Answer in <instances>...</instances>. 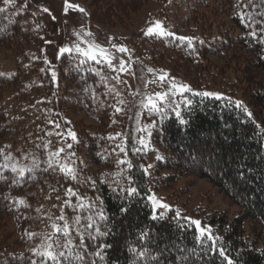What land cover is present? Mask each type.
Returning a JSON list of instances; mask_svg holds the SVG:
<instances>
[{
  "label": "trees",
  "instance_id": "1",
  "mask_svg": "<svg viewBox=\"0 0 264 264\" xmlns=\"http://www.w3.org/2000/svg\"><path fill=\"white\" fill-rule=\"evenodd\" d=\"M147 1L69 0L70 3L86 10L91 25L103 26L106 29L133 24L135 14ZM156 1L162 9L171 3H192L187 20L194 26L189 27L187 36L195 39V52H190L186 45L177 47L178 42L174 43L170 38L165 40L144 36L142 41L149 44L148 51L152 59L166 64L172 74H180L190 86H198L203 82L204 75L207 83L218 84L225 81L227 88L222 94L242 101L252 113V118L248 119L238 110L227 107L223 101L203 99L201 103L202 98L187 93L188 98L192 100L193 109L190 114H186L190 126L186 130L178 131L180 126L169 109V118L163 124L165 135L161 137L154 132L150 145L156 154L165 159H156L147 175L143 174L139 165L146 167L151 151L133 156L130 150L132 140L129 136L126 150L135 165L134 178L142 195L137 198L139 202L133 203L130 211L121 216L119 208L125 206V202L114 198L109 187H116L112 174L119 171L117 160L123 158L124 153L117 155L112 151L115 145L120 143L119 140L101 139L109 134H123L112 119L115 110L111 105L116 103V99L111 95L105 96L106 89L99 83V77L82 69L77 70L74 65L78 61L67 55L59 60L55 59L57 80L53 83L49 64L43 63V52L40 48L45 41L57 38L56 19L52 18L51 13L41 11L32 0H14V3L8 5H5L4 0H0V8L5 9L0 11V53H10L15 63L12 71H0V150L5 154L10 153L12 163L18 167L31 168L34 159L42 162L40 169L34 173H26V177L34 175V179L25 178L14 187L10 185L16 174L10 170L3 172L8 179L0 180V264H31L33 257L30 250L39 248L43 243L36 239L42 228L40 208L43 199L46 194L52 197L53 204L49 209L57 218L61 214L64 200L68 198L64 194L70 186L82 196H101L107 212L114 214V219L109 222L112 234L106 239L112 248L104 253L105 259H96L88 255L95 253V242L86 240L87 253H83V264H93L94 259L96 264H133L136 258L128 251V247L137 246V236L142 228L155 229L154 243L148 245L153 249V255L159 256L160 251L167 247L170 250L164 251L160 257L163 264H181L177 258L188 253L177 249H182L185 245L189 249L194 247L193 233L185 232L183 239H180L181 232L175 227L172 219L177 210L171 208L164 222H152L149 220L148 208L143 205L148 203L146 197L152 188L169 186L174 184L178 177L183 176L206 180L221 197L236 207L233 213L217 207L201 208L198 212L202 225H211L213 233L223 238L222 243L229 247L231 257H238V264H264V243H260L255 227L258 223L264 225V151L261 150L264 145V52L261 51L260 45H254L244 39L250 29H246L238 18L240 8L237 4L240 0ZM243 3H247V0H242L241 7ZM260 8L264 10V5ZM200 40L205 43L201 45ZM31 49L36 50V58L30 61L28 52ZM212 55L219 58L221 63L213 61ZM96 67L106 68L99 65ZM42 69L44 71H41ZM34 74H38L36 81H33ZM89 85L98 97L96 103H93L92 90L85 92ZM238 88L241 91L240 96L237 94ZM7 89L11 90L16 100L22 103L27 100L32 105L42 106L47 110L29 112L22 106L19 119L12 120L4 103V92ZM101 103L103 107L100 106ZM181 110L183 111V105ZM72 114L78 115L75 127L78 143L72 142L73 147L83 150L80 163L75 166L80 183L66 179L58 168L43 171L42 169L47 167V164L43 163L47 160L44 147L35 146L30 164L24 165L17 161L27 149L30 139L44 134L50 125L47 117L50 119V115L55 116L64 122L72 120L68 118ZM85 119L89 121L86 122ZM147 119L152 123L157 117L147 115ZM225 124L228 127H225ZM209 143L220 156L234 159L244 155L246 164L252 169L248 173V182L237 186L233 181L231 165L222 164L213 170L207 165L197 166L189 161L190 151L205 147ZM0 163H3L2 156ZM103 174H107L106 184L100 183ZM88 178L96 181L95 190L86 182ZM14 198L22 199L28 206L10 205L9 201ZM72 202H76L75 197ZM64 212L70 223L71 218L77 215V212L67 207ZM80 214L87 215L86 212ZM180 214L187 217L184 213ZM9 225L11 229H8ZM26 231L37 235L28 237L25 235ZM51 231L52 227L49 228V233ZM73 237L74 243L78 245L79 238L75 237V233ZM21 255L23 260L20 259ZM191 260H196V256H191ZM206 260L211 264H227L218 254L215 257H207ZM198 264H205V260L198 261Z\"/></svg>",
  "mask_w": 264,
  "mask_h": 264
},
{
  "label": "snow or ice",
  "instance_id": "2",
  "mask_svg": "<svg viewBox=\"0 0 264 264\" xmlns=\"http://www.w3.org/2000/svg\"><path fill=\"white\" fill-rule=\"evenodd\" d=\"M5 5L14 3V0H4ZM242 0L238 2L237 7L240 8L238 13V18L240 23L244 25L247 31L244 39L246 42H251L254 45H260L261 51L264 52V10H261L260 6L264 5V0H247V3H243L241 7ZM27 4L24 5L26 10ZM69 9L78 11L87 16L86 10L76 4L70 3L69 0H64V14L67 15ZM4 8H0V11H4ZM41 11L50 14V9L41 6ZM35 15V13H33ZM55 19V17H52ZM67 24V21L64 22ZM39 27V26H37ZM75 37L74 40L60 46L57 52V60L61 59L63 56L68 57L78 61L74 67L77 70H83L85 72H91L94 76L99 77V83L103 84L106 91L105 96H113L116 99V103L111 105L116 113H121L124 111L122 105L132 104L133 107L128 108L129 118L135 119L137 124L136 128L133 129L131 133V153L133 156L139 154H145L153 149L150 147L151 139L153 133H158L163 137L166 130L163 128L164 121L169 118V109L171 113L174 114L175 121L180 126L178 131L186 130L190 126V121L186 118V114H190L193 109L191 108L192 100L185 95V93H191L193 96L203 99H212L215 101H223L224 105L234 110H238L246 118L251 119L252 113L243 104L242 101L233 100L231 97L224 96L222 93L209 92V91H193L191 87L187 84L177 83L175 78H169L168 75L161 74L156 77L161 84L167 83V92H155L152 94L145 95L140 103V110L136 111L134 116L133 108L135 106L134 101H125L120 98V92L118 91L116 85L127 84L126 80H121L120 75L122 73H129L131 69V53L126 45L116 44L112 42V38L109 37V45L104 46L95 42L93 33L83 24L79 25L78 29H74L72 32ZM143 35L145 37H159L162 39H171L172 42H178L177 47L187 46L190 52H195V39L190 36H180L169 30H167L162 21L156 20L149 24L144 30ZM45 43H51V41H45ZM199 43L202 45L205 43L204 40H200ZM114 50V51H113ZM114 53L124 54L129 57V61L126 62L123 56L119 57V63H114L117 59ZM45 63L51 64L50 61L45 57ZM88 65V67H85ZM96 65L106 66L115 75L112 79L115 81V85L109 84L107 78L104 76L102 67L97 68ZM41 71H44L42 69ZM51 72V77L53 83L57 80V74L54 70L49 68ZM149 72L154 70L149 68ZM2 75V74H0ZM156 80L146 81L145 87L149 83H155ZM92 90L93 103H96L98 97L91 85L85 89L87 93ZM131 95L135 97L138 95L137 92H132ZM176 97H180V101L176 100ZM171 98V99H169ZM181 105H183V111L181 110ZM101 107L104 105L101 103ZM146 112L149 117L155 116L151 124H143L140 121L141 113ZM59 115V114H57ZM66 124H70V121H64ZM115 123V121H113ZM49 124H52L54 129H61V124L58 120H49ZM225 127H228L225 124ZM259 128V125H257ZM137 133L139 135H137ZM52 132L46 133V135H52ZM55 135L60 137L62 142H65L64 147L58 148L55 152H48V158L43 163L47 164V167L42 169L43 171H48L49 169H59V172L64 175V177L71 181H76L80 183L78 178V170L73 165L75 160V153L68 151L64 157L65 162L61 163V153L65 152V148L72 149L73 143H78L76 133L68 128L67 130L56 131ZM71 139L73 143H66L68 139ZM128 133H116L115 135L109 134L107 137H101V139H107L109 141L119 140L112 149L113 153L119 155V153H124L123 158L117 160V167L119 171L112 174L113 182L116 187H109V191L114 194V198L124 201L125 206L119 208V214L124 216L127 214L133 203H138V197H141L140 186L137 184L135 176V165L128 156L127 145H128ZM227 139V138H225ZM251 139V137H248ZM264 139V137H262ZM182 146V145H181ZM44 148H48V144L44 145ZM119 149V152H117ZM261 150L264 151V145L261 146ZM99 156L100 154L97 153ZM0 156L3 157V163H0V180H7L8 178L3 175L5 170H10L13 174H16L12 178V184L10 187H14L17 184L23 182L25 178L34 179L33 176L26 177V173H34L37 169H40L41 161L34 159L33 166L31 168L18 167L16 164L12 163L11 154H5L3 150H0ZM107 158L106 156L104 157ZM189 161L197 166L207 165L209 168L219 167L220 165H231L233 167V181L239 186L240 184L246 183L249 180L248 173L252 169L246 164L244 160V155H239L237 157L229 158L226 156H220L217 154L215 148L211 144H207L205 147L193 149L189 152ZM156 159L158 161L165 159L161 155L157 154ZM123 165L124 167H120ZM152 165L145 167L144 165H139L144 175L148 174V169ZM107 174H103L100 180L101 184L108 183L106 179ZM90 184L91 189L95 190L97 183L95 180L88 178L86 181ZM67 199L64 200L61 206V214L56 218V221H63L62 224L53 221L51 227L52 231L46 236L45 241L39 246V248L31 249L32 259L31 264H83L84 255L87 253L86 240L95 242L96 251L95 253H88V255L94 256L96 259H105L104 253L106 250L111 249L112 245L106 242L107 237L112 234V226L110 225V220L114 219V214H109L104 207V200L101 196L96 197H86L80 195L79 191L73 187H69L65 194ZM76 198V202H72V198ZM60 199V197H57ZM148 203L143 206L148 208L150 213L149 220L152 222H164L167 219L168 213L171 211L170 205L162 202L155 194L148 195L146 197ZM9 204H19L27 207L28 205L22 199L14 198L9 201ZM77 212V215L71 218V223L69 218L65 215L64 208ZM87 213V215H81L80 213ZM175 223V227L181 232L180 239H183V234L185 232H192L195 246L189 249L187 245L184 248H178V251L186 252L188 255H182L178 257L181 264H198V261L205 260V264H211L207 261V257H215L217 254L222 259L226 261L227 264H238V257H231L229 247L222 243L223 238L219 235L213 233L211 225H202V222L198 219H192L190 217L181 216L180 212L177 210L175 217L172 218ZM154 228H142L137 236V246L129 245L128 251L136 258L133 264H163L160 257L163 256L164 251H169V248H165L160 251L159 256L153 255V249L148 247L149 244L154 243L153 233ZM73 233L75 237L79 238V244L74 243ZM28 237H33L37 234L25 232ZM158 235V234H157ZM175 247V245H172ZM195 255L196 260H191V256ZM21 260L24 257L21 255ZM96 259L93 260V264H96Z\"/></svg>",
  "mask_w": 264,
  "mask_h": 264
},
{
  "label": "rangeland",
  "instance_id": "3",
  "mask_svg": "<svg viewBox=\"0 0 264 264\" xmlns=\"http://www.w3.org/2000/svg\"><path fill=\"white\" fill-rule=\"evenodd\" d=\"M32 2L37 6L40 5V7L44 5L49 6L52 12L57 14L55 31L57 32L58 36L55 40L51 41V43H45L40 48L43 52V63H45V57H47V60L51 62L49 68L54 71L56 70L55 59L57 57L58 48L75 39L72 32L74 29H78L81 23H83L91 31V33H93L95 42L98 44L110 46L109 37H111L113 43L126 45L131 53V69L129 73H122L120 75V79L122 81L126 80L127 84L122 83L116 85V87L121 94V99L129 102H135L132 113L133 116L136 111L140 110L139 106L145 95L155 92H167L168 84H161L159 80H156V77L158 75L166 73L169 78H175L177 83H183L190 86L188 81L180 74H172L166 64L164 65L153 60L151 53L148 51L149 44L147 42L144 43L142 40L144 37V30L149 24L156 20L162 21L167 30L180 36H187L190 31L189 27L191 25V27L194 26L191 21L188 22L187 20L188 14L192 10L191 2L190 4L184 2L171 3L166 8L162 9L161 5L156 0H148L135 14L133 24H130L127 27H112L110 29H106L103 26H96L95 24H92L93 26H95L92 27L91 22L88 20L87 16H83V14L79 13L78 11H71V13L68 12V14L65 15L64 0H62V5L54 3L52 0H32ZM71 19H74L75 23ZM65 21H67V23L70 25L69 29L67 28V24L64 23ZM28 53L30 61L36 58L35 49H31ZM114 54L117 57V59L114 60V63L116 64L119 63L120 56H123L126 62L129 61V57L127 55L119 53ZM211 57L213 61L221 63V60L216 56L212 55ZM14 66V59L10 53H0L1 72H10L14 69ZM149 68L153 69L154 71L149 72ZM102 70L104 76L108 80V83L115 85V81L112 79L115 73L107 67L102 68ZM36 80H38V74L33 75V81ZM151 80H156V82L149 83L146 88L145 82ZM202 80L203 82H201L198 86H190L191 89H194L195 91L223 93V91H225L227 88L225 81H220L218 84L207 83L205 75L202 77ZM236 90L238 96H240V88ZM132 92H137L138 95L133 97L131 95ZM185 95L187 96V93H185ZM16 99L17 98L12 94L10 89H7L4 92L5 108L7 112L10 113L12 120H15L17 118L19 119V110L22 106L27 108L29 112H32L34 110H37L39 112L47 110L42 106L40 107L38 105H32L27 100H23L24 103H22L20 100ZM176 100L179 102L180 97H176ZM121 107L124 108V111L121 113L114 112L112 119L121 128V132H123V134L128 132L129 136H131L133 129L139 126L135 119L129 118L130 114L128 112V108L133 107V105L128 104L126 106L122 105ZM68 118H72V120H70V124H65L55 116L50 115V119L47 117V122L49 120H58L61 124V129H54L53 125L50 124L45 130L44 134L39 135L36 138H34L33 136L30 139V143L27 145V149L20 157H18L17 161L24 165L30 164L32 158L34 157V150L36 149L35 146L44 147L45 144H48V148H44L47 158L48 152H55L58 148L64 147L65 142H62L60 137L55 135V132L71 128L76 133L75 127L77 125L76 123L78 115L72 114ZM85 121L87 122L89 120L85 119ZM140 121L143 124H151V121L147 119L146 112L141 113ZM49 132H52L53 134L50 136L46 135V133ZM137 135L139 134L137 133ZM66 143H72L71 139L69 138ZM81 150H78L75 147H72V149L70 150L65 148V152L61 153V163L70 162L65 161L64 157L66 156V153L68 151H71L75 153V157L72 158L75 160V164L73 166H77V163H80L79 159H81V153H83V150L82 152ZM156 157V152L152 150L147 157L148 160L146 167L148 165H153ZM151 168H149L148 171ZM152 194H155V196L162 202L170 205V207L175 209V211L178 210L179 212L184 213L187 217H190L192 219L199 220L198 212L201 208H225L230 213H233L236 210V207L233 204L228 202L225 198L221 197V195L217 193L215 189L202 178H190L188 176L178 177L175 180L174 184L159 189L152 188L149 195ZM52 201V197L46 194L40 208V222L42 224V228L41 233L36 237V239L40 242L45 241V238L49 233V228L51 229L53 221L56 220L54 215L50 213L51 210L49 209V206L53 204ZM255 227H257L256 232L260 237V243H264V225L262 223H258ZM8 229H11L10 225L8 226Z\"/></svg>",
  "mask_w": 264,
  "mask_h": 264
},
{
  "label": "crops",
  "instance_id": "4",
  "mask_svg": "<svg viewBox=\"0 0 264 264\" xmlns=\"http://www.w3.org/2000/svg\"><path fill=\"white\" fill-rule=\"evenodd\" d=\"M40 1H44V0H40ZM48 1H51V0H48ZM54 3H57V4H59V5H62L63 4V2H62V0H52ZM39 8H41L40 7V5L38 6ZM43 7H47V8H49L50 9V7L49 6H43ZM71 11H74L75 12V10H72V9H69V13H71ZM73 12V13H74ZM50 13L55 17V19H57L56 17H57V14L56 13H53L52 12V10L50 9ZM72 13V14H73ZM72 18V17H71ZM71 20H73V22L75 23V20L74 19H71ZM69 27H70V25L67 23V28L69 29Z\"/></svg>",
  "mask_w": 264,
  "mask_h": 264
}]
</instances>
